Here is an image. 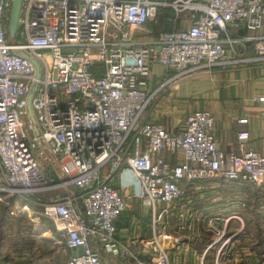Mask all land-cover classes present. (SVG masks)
Returning a JSON list of instances; mask_svg holds the SVG:
<instances>
[{"label": "built area", "instance_id": "obj_1", "mask_svg": "<svg viewBox=\"0 0 264 264\" xmlns=\"http://www.w3.org/2000/svg\"><path fill=\"white\" fill-rule=\"evenodd\" d=\"M12 1L0 0V201L32 205L53 192L46 215L64 249L77 252L66 264L129 256L116 238L130 209L112 183L117 176L132 174L134 197L151 208L154 224L201 182L264 183V151L247 150L242 131L241 154L222 152L210 111L187 114L174 130L146 121L183 80L264 62V0H23L17 41L7 31ZM161 15L168 30L150 27ZM21 52L42 69L32 102L40 137L27 109L37 71ZM154 65L166 76L152 88ZM42 160L57 166L58 181ZM228 205L246 207L235 199ZM230 219L209 221L225 255L237 237L226 233ZM160 238L170 237L157 235L156 255L139 264H171Z\"/></svg>", "mask_w": 264, "mask_h": 264}, {"label": "crops", "instance_id": "obj_2", "mask_svg": "<svg viewBox=\"0 0 264 264\" xmlns=\"http://www.w3.org/2000/svg\"><path fill=\"white\" fill-rule=\"evenodd\" d=\"M165 72L164 67L153 66L152 88L164 81ZM263 98L264 62L244 64L233 69L216 68L178 83L159 99L146 121L174 130L187 114L207 110L215 117V136L222 152L233 150L241 154L238 134L242 131L249 133L247 150L263 152L264 102L260 101ZM243 119H248V123L241 124ZM112 183L129 198L130 209L117 222L116 238L121 245L127 246L130 254L126 259H110L103 254L104 260H112L107 261L108 264L147 262L156 255L157 247L153 242L157 235L170 237L160 238L159 241L168 251L171 264H264V245L258 246L261 239L256 229V214L253 213L254 195L259 193L264 202V186L224 183L216 187L201 182L189 187L188 197L154 224L151 208L134 197L131 173L117 176ZM233 199L244 202L246 207L229 206ZM164 209L159 207L157 214H162ZM261 210L263 215L259 226L264 231V203ZM182 212L185 213L183 219ZM245 214L253 220L251 225L255 227V235L245 234ZM213 216L223 220L231 218L226 233L237 237L232 241L233 250L227 255L220 252L222 242H218V236L209 231V221ZM216 225L225 226L222 222ZM64 251L68 259L77 254Z\"/></svg>", "mask_w": 264, "mask_h": 264}, {"label": "trees", "instance_id": "obj_3", "mask_svg": "<svg viewBox=\"0 0 264 264\" xmlns=\"http://www.w3.org/2000/svg\"><path fill=\"white\" fill-rule=\"evenodd\" d=\"M158 20L163 22V27L158 26L156 30H168V27L165 25L164 17L162 15ZM15 203L16 201L14 202L13 198L9 200V205L4 206V213L0 221V225L2 226L0 237V264H35L36 261H44L46 264H48L46 260L51 259L53 253L55 255L56 252H54L53 250L49 251L48 249H44L38 245L39 241H41L44 245L47 246L50 244V241L44 240L42 236L36 234L35 229H33L34 223L32 221L29 222L28 228L25 229L24 225L22 224L23 218L11 216L10 211L14 207ZM263 203L264 202L259 193L254 195L253 213L256 214V229L257 233L260 234L259 237L261 239V241L258 242V246L264 245V231H262L259 226V220H261V217L263 215V212L261 210ZM250 207H252V205ZM244 217L246 221L245 234L255 235V227L251 225V223L253 222L252 218L248 214H245ZM13 221L16 222V224L13 225L16 229V233H12L9 231V226L13 223ZM50 231L51 233L54 232V234H56V230L53 225L50 226ZM9 247L11 248V251L9 250ZM3 252H5V254Z\"/></svg>", "mask_w": 264, "mask_h": 264}, {"label": "rangeland", "instance_id": "obj_4", "mask_svg": "<svg viewBox=\"0 0 264 264\" xmlns=\"http://www.w3.org/2000/svg\"><path fill=\"white\" fill-rule=\"evenodd\" d=\"M163 27V22L160 20H155V23H150V27L155 30V27ZM16 39L15 41H17ZM102 68L101 66H97L94 68V73L98 69ZM43 164L46 166V169L48 170L50 174V178L58 181V176L56 173L57 171V166H49L46 165L47 161L42 160ZM109 171V167L105 168V172ZM264 186V183L261 184L262 187ZM72 191H74V188H70ZM55 194V193H54ZM53 192L51 193H40L39 195H36L32 200L35 202V204L29 205L26 202H21L20 200L18 201L17 198H13L14 202L16 201L14 207L11 209L10 214L11 216L17 217V218H23L22 224L24 225V228L27 229L29 222L34 223L33 229H35V232L37 235L42 236L44 240H49L50 244L49 245H44L41 241H39L38 245L41 246L44 249H48L49 251L53 250L55 253H53V256L51 259H47L46 262L48 264H66L68 260V255L64 251V247L62 243L60 242V237L56 228L55 223L50 219L49 216L46 215L47 212H51V201L50 199L54 197ZM12 198H2V201H0V221L1 217L4 213V206L9 205V200ZM31 206L29 209H24V206ZM3 208V209H2ZM46 221V222H45ZM16 222L13 221V223L9 226L10 229L9 231L12 233H16V229L13 225H15ZM54 226L56 230V234L51 233L50 231V226ZM220 228V227H219ZM222 229V228H220ZM1 230L2 226L0 225V237H1ZM39 240V239H37ZM9 250L11 251V248L9 247ZM43 250V249H42ZM6 252V251H5ZM5 252H3L5 254ZM38 252V251H37ZM152 258L150 257L147 261L151 260ZM15 264H20V263H15ZM35 264H46L44 261H36Z\"/></svg>", "mask_w": 264, "mask_h": 264}, {"label": "water", "instance_id": "obj_5", "mask_svg": "<svg viewBox=\"0 0 264 264\" xmlns=\"http://www.w3.org/2000/svg\"><path fill=\"white\" fill-rule=\"evenodd\" d=\"M22 7H23V0H13L12 6L9 14V21H8V36L12 41H15L18 37L19 29H20V19H21V13H22ZM23 57L28 58L32 61V63L36 67V80L34 87L32 88V91L30 92L27 100V109L29 117L33 123L35 134L40 137L41 132L37 126L36 118L33 113L32 108V102L36 93V87L38 85V81L41 79L42 76V69L40 63L35 60L34 58L30 57L26 52L20 53Z\"/></svg>", "mask_w": 264, "mask_h": 264}]
</instances>
